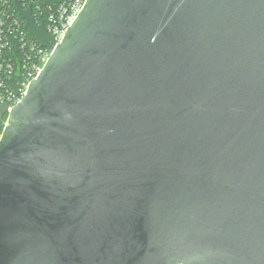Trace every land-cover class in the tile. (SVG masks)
Masks as SVG:
<instances>
[{"label":"water","instance_id":"water-1","mask_svg":"<svg viewBox=\"0 0 264 264\" xmlns=\"http://www.w3.org/2000/svg\"><path fill=\"white\" fill-rule=\"evenodd\" d=\"M16 10L51 53L0 103V264H264V0Z\"/></svg>","mask_w":264,"mask_h":264},{"label":"built area","instance_id":"built-area-1","mask_svg":"<svg viewBox=\"0 0 264 264\" xmlns=\"http://www.w3.org/2000/svg\"><path fill=\"white\" fill-rule=\"evenodd\" d=\"M85 1L61 0L49 7L44 26L56 42L62 39ZM16 4V0H0V103H6L7 110L20 101L51 53L24 28Z\"/></svg>","mask_w":264,"mask_h":264},{"label":"trees","instance_id":"trees-1","mask_svg":"<svg viewBox=\"0 0 264 264\" xmlns=\"http://www.w3.org/2000/svg\"><path fill=\"white\" fill-rule=\"evenodd\" d=\"M16 2L21 6V7H27L28 4L30 3V0H25V3L22 2L21 0H16ZM61 0H34L31 2V9H32V16L36 23H42L46 24V14L48 13L49 7L53 6L54 4L60 3ZM6 116L0 118V134L5 122Z\"/></svg>","mask_w":264,"mask_h":264}]
</instances>
